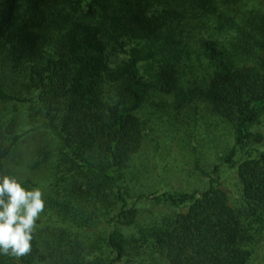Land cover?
<instances>
[{"label":"trees","instance_id":"16d2710c","mask_svg":"<svg viewBox=\"0 0 264 264\" xmlns=\"http://www.w3.org/2000/svg\"><path fill=\"white\" fill-rule=\"evenodd\" d=\"M207 1L200 0V6ZM192 2L165 0V7L151 12L152 0H92L87 16L102 17L92 23L61 10L48 15L38 2L27 21L22 19V0H2L0 105L19 101L25 91L36 92L37 114L55 131L59 149L89 181L91 193L115 184L117 173L140 150L144 127L137 113L154 92L172 97L179 111L196 101L207 103L232 125L234 146L221 162L237 168L243 207L234 208L213 178L203 190L165 192L154 200L180 211L163 220L154 246L164 264H249V233L254 223H264V150H246L263 142L252 128L264 116V25L261 38L249 36L254 47L240 62L217 40H202L214 67L212 76L207 86L186 87L180 66L188 49L169 28ZM109 41L125 54L113 65ZM16 130V120L6 121L0 114V177L6 175L5 160L19 141ZM240 151L245 153L239 161ZM118 195L123 204L111 221L131 225L136 210L128 208L120 188ZM97 237L111 257L91 264H121L129 255L116 225L99 229ZM31 244V253L20 259L0 254V264L44 262L35 232Z\"/></svg>","mask_w":264,"mask_h":264},{"label":"rangeland","instance_id":"374dc122","mask_svg":"<svg viewBox=\"0 0 264 264\" xmlns=\"http://www.w3.org/2000/svg\"><path fill=\"white\" fill-rule=\"evenodd\" d=\"M90 1L22 0V19L29 21L34 17L33 7L38 2L48 15L61 10L75 19L97 23L102 19L100 14L87 16ZM152 1L155 5L151 12L165 7V0ZM187 8L184 16L173 21L169 28L188 49V56L180 66L182 83L186 87L207 86L214 67L205 55L202 40H217L237 62L247 58L253 46L249 36L261 38L264 0H208L204 7L200 6V0H194ZM109 43L107 51L113 65L124 59L125 54L115 42ZM24 75L17 77L23 81ZM36 100V92L25 91L19 101L1 104L0 114L6 121L16 120L19 136L5 160L6 175L15 177L26 189L38 188L44 194L45 209L34 231L45 255V261L39 264L106 262L111 253L100 242L97 232L115 225L124 234L129 248V255L121 264H164L155 249L154 234L163 220L176 215L180 208L154 197L165 192L203 190L211 178L227 192L230 204L242 209L237 168L221 162L225 152L234 146L233 128L207 103L196 101L179 111L172 97L154 92L137 113L144 127L140 150L117 173L115 184L89 193V181L66 161L55 131L37 114ZM252 130L263 136V142L246 150H264V116ZM244 153L239 152V161ZM118 188L128 208L136 210L131 225L111 221L117 218L123 204ZM249 234L253 238L249 264H264V223H254Z\"/></svg>","mask_w":264,"mask_h":264},{"label":"clouds","instance_id":"9594fccd","mask_svg":"<svg viewBox=\"0 0 264 264\" xmlns=\"http://www.w3.org/2000/svg\"><path fill=\"white\" fill-rule=\"evenodd\" d=\"M45 209L41 190L15 177H0V254L20 259L31 253L36 222Z\"/></svg>","mask_w":264,"mask_h":264}]
</instances>
